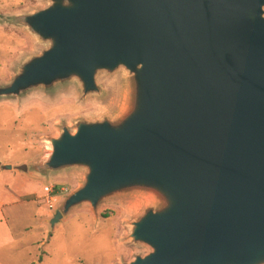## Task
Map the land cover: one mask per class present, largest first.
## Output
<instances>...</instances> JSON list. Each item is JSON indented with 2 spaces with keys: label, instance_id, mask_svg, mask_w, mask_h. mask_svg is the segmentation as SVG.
Returning a JSON list of instances; mask_svg holds the SVG:
<instances>
[{
  "label": "water",
  "instance_id": "water-1",
  "mask_svg": "<svg viewBox=\"0 0 264 264\" xmlns=\"http://www.w3.org/2000/svg\"><path fill=\"white\" fill-rule=\"evenodd\" d=\"M46 2L9 20L46 48L0 100L71 87L103 99V79L122 80L115 112L62 123L33 167L84 176L52 229L141 197L127 238L148 253L120 264H264V0Z\"/></svg>",
  "mask_w": 264,
  "mask_h": 264
},
{
  "label": "rangeland",
  "instance_id": "rangeland-1",
  "mask_svg": "<svg viewBox=\"0 0 264 264\" xmlns=\"http://www.w3.org/2000/svg\"><path fill=\"white\" fill-rule=\"evenodd\" d=\"M46 6V0H0V85L13 79L19 63L46 48L10 18ZM102 85L108 92L103 99L82 100L71 87L55 95L40 90L21 100H0V264H120L148 253L127 237L130 223L150 202L125 197L104 203L97 212L83 207L52 229L49 220L65 198L51 209L44 188L62 184L72 194L84 176L74 171L46 178L33 170L51 152L47 140L59 136L62 123L73 129L79 120L116 111L122 80L105 78Z\"/></svg>",
  "mask_w": 264,
  "mask_h": 264
},
{
  "label": "built area",
  "instance_id": "built-area-1",
  "mask_svg": "<svg viewBox=\"0 0 264 264\" xmlns=\"http://www.w3.org/2000/svg\"><path fill=\"white\" fill-rule=\"evenodd\" d=\"M44 194L47 204L53 209L55 203L69 196L70 190L64 185L46 186Z\"/></svg>",
  "mask_w": 264,
  "mask_h": 264
},
{
  "label": "trees",
  "instance_id": "trees-1",
  "mask_svg": "<svg viewBox=\"0 0 264 264\" xmlns=\"http://www.w3.org/2000/svg\"><path fill=\"white\" fill-rule=\"evenodd\" d=\"M58 185H62V184H58ZM111 217V215H107V216H105V218H110Z\"/></svg>",
  "mask_w": 264,
  "mask_h": 264
},
{
  "label": "crops",
  "instance_id": "crops-1",
  "mask_svg": "<svg viewBox=\"0 0 264 264\" xmlns=\"http://www.w3.org/2000/svg\"><path fill=\"white\" fill-rule=\"evenodd\" d=\"M0 209H2V208H0ZM2 210H3V209H2ZM1 212L3 213V211L0 210V213H1Z\"/></svg>",
  "mask_w": 264,
  "mask_h": 264
}]
</instances>
